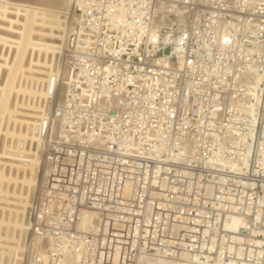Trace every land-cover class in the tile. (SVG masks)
<instances>
[{"label":"built area","instance_id":"built-area-1","mask_svg":"<svg viewBox=\"0 0 264 264\" xmlns=\"http://www.w3.org/2000/svg\"><path fill=\"white\" fill-rule=\"evenodd\" d=\"M79 2L84 49L55 109L69 136L45 153L28 264H264V0ZM179 16L174 63L160 41Z\"/></svg>","mask_w":264,"mask_h":264},{"label":"bare ground","instance_id":"bare-ground-1","mask_svg":"<svg viewBox=\"0 0 264 264\" xmlns=\"http://www.w3.org/2000/svg\"><path fill=\"white\" fill-rule=\"evenodd\" d=\"M80 8L79 0H0V264H28L31 214L42 197L45 153L51 140L69 136L55 109L70 95V58L84 49L78 43ZM171 23L178 33L163 37L160 45L171 46L168 60L177 63L186 30L180 16ZM258 81L251 76L246 82L257 87ZM81 97L90 95L83 91ZM81 216L79 228L97 233L100 215L88 209ZM244 225L234 217L231 227L237 231ZM32 246L39 250L36 242ZM139 264L200 263L182 255Z\"/></svg>","mask_w":264,"mask_h":264}]
</instances>
